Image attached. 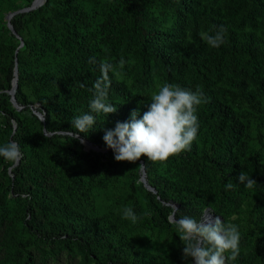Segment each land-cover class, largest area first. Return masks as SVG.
I'll return each mask as SVG.
<instances>
[{
  "label": "trees",
  "instance_id": "trees-1",
  "mask_svg": "<svg viewBox=\"0 0 264 264\" xmlns=\"http://www.w3.org/2000/svg\"><path fill=\"white\" fill-rule=\"evenodd\" d=\"M75 2L45 0L35 10L30 9L41 15L50 12L47 18L42 17L46 30L41 38L50 41L37 44L35 38H24V46L16 53L12 51L16 60L8 66L0 62V111L6 115L9 127H0V145L12 141V119L16 125L10 136L22 153V159L11 168L13 176L7 174L10 163L0 157V221L4 222L7 212L2 201L5 189L11 187L16 193L15 212L6 216L3 232L19 221L32 231L27 240L13 238L9 244L2 240L6 256L0 257V264H42L40 254L23 258L21 249L31 242L38 248L46 243L50 248H74L83 258L98 264H159L156 256L145 252L136 240L125 237L124 231L129 229L147 234L150 239L158 237L171 246L172 251H167L168 258L161 264H187L183 242L169 220L174 204L179 209L176 219L188 215L199 220L206 207L220 215L225 224L226 218L235 214L231 224L240 232L239 255L235 260H226V264H264V105L251 88L245 99L249 107L244 111L238 112L228 103L229 88L247 86L249 74L264 95L260 73L264 60V0H113L109 17L100 22L102 46H97L95 33L85 28L87 12ZM26 11L10 18L19 33V16ZM162 18L171 22L160 28ZM221 25L226 29L224 43L212 48L201 33L214 34ZM257 27L262 35L257 34ZM47 29H58L55 32L68 52L60 70L45 65L44 58L52 46ZM61 49L54 47L55 52ZM105 55L111 56L112 63L134 57L130 68L140 83L134 89L110 72L108 102L117 111L108 115L91 113L96 117L92 129L74 138L76 130L71 121L90 113L93 93L89 89L101 77L99 61ZM91 58L97 62L90 63ZM15 67L14 94L21 108L13 105L8 92ZM160 73L163 83L202 91L194 141L204 140L200 147L193 141L189 150L166 162L153 163L141 157L138 162H144L146 177L155 187L152 192L140 179L139 168L127 170V161L114 159L103 136L110 123L115 126L118 121H130L133 111L138 112L137 119L142 118L152 95L146 84ZM81 82L84 88L79 86ZM36 101L45 116L39 127L30 126L21 112ZM53 114L59 119L56 126L51 125ZM250 119L254 124L249 126ZM213 124L217 126L211 130ZM248 126L258 137L254 145L242 137ZM56 128L70 132L53 131ZM82 138L100 149L77 147V143H83ZM241 171L256 181L253 189L239 183ZM122 179L124 192L116 193L122 202L113 197L110 219L91 215L94 190L115 189ZM228 183L234 185L231 190H225ZM136 188L142 191L143 200ZM126 207L137 215L135 223L124 218Z\"/></svg>",
  "mask_w": 264,
  "mask_h": 264
},
{
  "label": "clouds",
  "instance_id": "clouds-1",
  "mask_svg": "<svg viewBox=\"0 0 264 264\" xmlns=\"http://www.w3.org/2000/svg\"><path fill=\"white\" fill-rule=\"evenodd\" d=\"M226 29L221 25L214 34L201 33V38L212 48L224 43ZM90 63L95 64V58ZM119 67L123 68L126 61L121 58ZM101 77L94 81L89 89L93 99L89 103L90 113L75 116L71 125L74 128V138L78 133H88L99 115L111 114L117 108L108 102V89L111 87L109 73L115 72V65L107 59L99 61ZM81 88L85 84H79ZM202 91L182 88L176 84L163 83L151 95L148 110L142 118L137 119L138 112L131 113V120L117 122L114 129H106L103 140L107 148L114 153L118 162L136 163L141 157H146L153 163L166 162L169 158L189 150L197 138L199 123L197 107L202 103ZM83 142V141H81ZM0 157L15 165L22 159L19 145L9 141L0 145ZM145 165L140 164L142 169ZM246 189H253L257 184L247 172L241 171L237 177ZM232 183L225 185V190H231ZM179 209L172 207L170 222L176 225L180 241L183 242L184 258H191L194 264H226V260H235L239 255L240 232L235 224H225L219 216L203 214L200 220L188 215L176 219ZM123 216L135 223L137 215L131 207L123 210ZM230 255L226 256L225 254Z\"/></svg>",
  "mask_w": 264,
  "mask_h": 264
},
{
  "label": "rangeland",
  "instance_id": "rangeland-1",
  "mask_svg": "<svg viewBox=\"0 0 264 264\" xmlns=\"http://www.w3.org/2000/svg\"><path fill=\"white\" fill-rule=\"evenodd\" d=\"M113 0H77L75 4L80 5V7L87 12L86 16V26L85 28L87 30L93 31L96 36L97 40V46H102V43L99 41V38L101 36V31H100V22L109 17V9H111V3ZM30 0H0V62L4 64L5 66H8V64L11 62V60H16L15 56H13V52L16 53V50L24 46V38H30L33 39L35 38L36 43L38 44L39 42H49L50 39L47 41L45 39H41L43 37V34L45 33V28L42 26V17L47 18L50 14L49 11L43 12L41 15V12L36 14L33 12H28L26 11L25 14H22L19 16V20L22 23L21 30L15 34L11 28L8 26V21L6 18V14L9 11L15 10L17 8H20L27 3H29ZM37 7L33 8L32 10H35ZM20 12L15 13L16 15H19ZM14 14V15H15ZM160 14V12H158ZM113 15V13H112ZM13 16V15H12ZM11 16V17H12ZM68 15L65 14L64 18L68 19ZM161 18V17H160ZM171 22L170 19H161L160 23V28H163L165 25L167 26ZM13 25V24H12ZM58 32L57 30L51 31L47 29V32L50 35H52L51 40H52V46L51 50H49L48 55L44 58L45 65H47L50 69L52 70H57L61 69L63 67L64 63L66 62L68 52L67 50L64 49V43L63 40L60 39L59 35L55 32ZM257 34H261V28L257 27L256 29ZM40 36V38H39ZM261 43L264 46V40L261 41ZM16 47H14V45ZM55 46H61V51L55 52L54 47ZM13 51V52H12ZM95 52H98L96 49ZM107 59L110 60L111 56L105 55L103 57V60ZM134 57H129L126 58V63L123 66V68L119 67V60L116 61L113 64L115 65V72H112V75L115 79L120 80L124 82L125 84L131 86L132 88L136 89L135 86L138 85L140 82L133 76V70L130 68V62H133ZM111 61V60H110ZM261 75L264 77V60L261 62ZM163 75L160 74H155L151 78V83L146 84V90H149L150 92H154L158 89L160 85L163 84ZM248 81L247 86L246 85H236V87L232 86L229 88L230 93H228V103L231 105V107L234 110H237L238 112L244 111L247 107V103H245L246 99V94L248 91V88H251L253 90V93L255 97H258L260 99L261 104L264 105V95L260 94L256 87V80L253 78L250 74L247 75ZM27 92L29 96H32V91L30 89H27ZM0 97H2L1 90H0ZM21 106V105H20ZM40 106V103L38 101L34 103H29L27 106H25L21 112L23 115L27 116V121L32 125L40 126V122L43 123L44 118L40 119L41 117L38 115V112L42 113L38 109ZM21 108V107H20ZM43 114V113H42ZM37 118V120H36ZM58 116L54 115L51 118V125L56 126L58 123ZM13 127L11 129V133H9V138L12 141H15L11 138V134L14 132V127L16 125L15 121L12 120ZM251 124H254L253 119H250L249 121V126ZM216 124H213L210 126L211 130L216 128ZM246 127L244 129L243 138L249 145H254L258 139L257 135L255 134L254 130L251 129L250 127ZM0 127L8 129V122L6 120V115L2 111H0ZM113 124H109V129H114ZM53 131L57 132H70L68 130H63V129H54ZM6 132V130H5ZM51 133V132H50ZM204 140V137L200 138L197 141H194L195 144H198V147L201 146L202 142ZM77 147H81L83 149L88 150L89 147L86 146V144L82 143L76 144ZM140 162L136 163H129L127 162L126 169L130 171H134L139 168L140 170ZM16 165V164H15ZM15 165H8L7 166V174L9 176H13V172L11 171V168ZM3 178V176H2ZM8 180V179H7ZM5 181L6 183L8 181ZM125 181L122 179L120 183L116 185V188H108L105 190H101L99 188H96L94 190V194L92 197L93 200V206L94 209L93 211L90 212L91 215L97 216L98 218L108 220L109 218V211L111 208V205L113 204V197H117L118 195L116 194L117 191L124 192L123 187H124ZM6 186V184H5ZM138 197L140 200H143V195L142 191L140 189H135ZM16 193L13 191V189L10 187L8 188L6 186L5 193L3 196L2 201L4 202L5 206L7 207V212L5 213L6 216L9 214H13L15 212V201L16 199ZM118 198V197H117ZM119 202H122V198L119 196ZM127 201V200H126ZM208 211H211L209 209ZM4 218V222L0 221V257L1 256H6L5 249L6 247L4 246L5 243L2 241L3 239H6L7 243H11L13 238H21L23 240H27L28 238L32 237V231L26 229L25 227L22 226V222H16L14 223L13 226L10 228L6 229V232H3V223L6 222L7 218ZM203 214L201 215L200 219L202 218ZM213 216H217V213L214 212ZM199 219V220H200ZM236 220V216L230 215L226 218V221L228 223H233ZM177 231V229H176ZM125 237L131 241L136 240V243L139 245V247L144 248L145 252H149L156 256L157 258V263L161 264L163 261H166V258H168L166 255L167 251L171 252V246L167 243H164L163 241H160V238L158 237H153L149 238L147 234H143L142 232H139L137 230H125ZM183 244V243H181ZM184 245H181V247ZM23 252V258H25L27 255L28 256H33L34 258L39 257L38 254H40V258H43V263L42 264H98L97 261L91 260V259H85L82 257L81 253L77 251L74 248H67L65 246L61 248H50V245L48 243L40 245V248L36 245L35 242L28 243L26 246H24L22 249ZM9 255H7L8 257ZM22 258V260H24ZM185 259V258H184ZM29 260V259H27ZM185 262L187 264H194V261L189 257L185 259Z\"/></svg>",
  "mask_w": 264,
  "mask_h": 264
},
{
  "label": "water",
  "instance_id": "water-1",
  "mask_svg": "<svg viewBox=\"0 0 264 264\" xmlns=\"http://www.w3.org/2000/svg\"><path fill=\"white\" fill-rule=\"evenodd\" d=\"M44 1H45V0H32L31 3H30L29 5H25V6H22V7H20V8L15 9V10H12V11L7 12V14H6V18H7V21H8V26L11 28V30H12L15 34H17L15 28L13 27V25H12V23H11V21H10V18H11V16H12L13 14H15V13H17V12H20V11H26V10L33 9V8L39 6L40 4L42 5ZM17 35H18V34H17ZM16 85H17V68L15 67V70H14V77H13V79H12V85H11V88L8 89V92L10 93V99H11L13 105H15L16 107L20 108L21 106L18 104V102H17V100H16V98H15V94H14V93H15ZM36 112H37L38 115L41 117L40 119H43V118H44V116H43L42 113H40V112H38V111H36ZM81 140L83 141L84 144H87V145H86L87 147H93V148H96V149H100L97 145L92 144V142L89 141L88 139L82 138ZM140 163H141V164H144L143 160H141ZM140 170H141L140 179L144 182V186H145L146 188H148L149 190H151L152 192H155V187L149 182L148 177H146L145 168H144V167H143L142 169L140 168ZM174 205H176V204H174ZM176 206H177V205H176ZM208 208H209V207H206V208L204 209L203 214H205V213H209L210 215H213L214 212H212V211H208ZM170 216H171V215H170ZM170 216H169V220H170ZM219 217H220V215H219Z\"/></svg>",
  "mask_w": 264,
  "mask_h": 264
},
{
  "label": "bare ground",
  "instance_id": "bare-ground-1",
  "mask_svg": "<svg viewBox=\"0 0 264 264\" xmlns=\"http://www.w3.org/2000/svg\"><path fill=\"white\" fill-rule=\"evenodd\" d=\"M86 145H87V144H86ZM207 215L212 216V215H210L209 213H207Z\"/></svg>",
  "mask_w": 264,
  "mask_h": 264
}]
</instances>
